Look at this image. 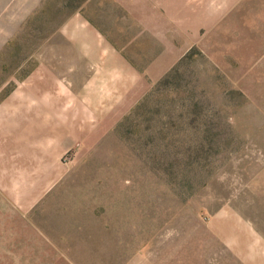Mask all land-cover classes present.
Returning a JSON list of instances; mask_svg holds the SVG:
<instances>
[{"label": "rangeland", "instance_id": "rangeland-1", "mask_svg": "<svg viewBox=\"0 0 264 264\" xmlns=\"http://www.w3.org/2000/svg\"><path fill=\"white\" fill-rule=\"evenodd\" d=\"M181 1L0 0V162L29 164L36 142L39 174L62 175L30 208L0 192V264H258L264 0ZM144 14L194 45L105 133L45 149L82 131L98 70L145 76L162 54Z\"/></svg>", "mask_w": 264, "mask_h": 264}, {"label": "crops", "instance_id": "crops-1", "mask_svg": "<svg viewBox=\"0 0 264 264\" xmlns=\"http://www.w3.org/2000/svg\"><path fill=\"white\" fill-rule=\"evenodd\" d=\"M116 1L124 6H127L131 10L130 7L136 0ZM140 1L143 3H153V0ZM175 3L177 11H179L184 4L181 0H175ZM151 10H153L150 11L151 14L155 17L156 13H154V8ZM142 17L145 18V14ZM145 19L149 21L152 33L154 30L159 32L161 36L157 35V38L163 42L160 49L157 51L162 54L152 59L149 62V65L145 68L144 74H146L145 76L147 81L145 80L143 73L136 70V68L132 65L106 66V68H102L100 71L98 70L95 74V78H101L100 82H102V78H104V81L101 83V87L94 86L95 83L89 86L87 88L86 96L82 99V101H84L89 107L84 113V119L80 122L82 131L71 135L69 133H63V135L62 133L58 134L56 139L54 138L53 143L49 144L48 142V144H44L46 145L45 149H49V147L52 149L53 146L59 150L66 149L69 148V145L72 143H76L81 139H88V135L105 133L113 126L114 123L118 121L120 116L129 111L134 103L144 95V92L150 85L149 80L158 79L167 69H170L181 58L190 46L194 45L193 42L183 34L185 32H183L184 29L180 23V19H172L175 23L174 26L170 24L172 20L165 19L161 16L157 18L159 20V24H156L151 17ZM173 30H175L178 34V39L180 40L179 45H175L170 38L172 35L167 33L169 32L173 34ZM120 85L124 86L121 87ZM145 85L147 86L145 87ZM21 116L23 117V113ZM103 118L108 119V121L104 123L102 121ZM22 124L27 125L28 120H26L25 123L23 121H19L18 125L20 126ZM62 140L65 142V145L60 146V142ZM5 146L6 145L0 149H5ZM17 153L18 152L15 149L14 154L16 155ZM39 154V145L35 142V144H31L30 146L29 156L32 159L29 164H25V166L23 164L22 166L19 165V163L6 164L0 162V192L7 195L4 190L9 191L10 193L7 192L8 195L13 198L16 204H20V206L24 209L25 207H33L38 202V199L43 197L47 192L51 191V188L62 177L61 166L59 165H57V168H54V170L51 169V171H47L46 173L40 175L38 169L39 157L45 159V156ZM42 154L44 155V153ZM9 165L10 167H8ZM27 167H29V169ZM9 168H13L14 172H19L18 177L20 180H4L5 175L10 176L11 170ZM27 173H29L30 179H26ZM5 182H8L7 188H5ZM257 256V259L254 256L251 257L249 259L250 262H255L256 260L258 264H264V254Z\"/></svg>", "mask_w": 264, "mask_h": 264}, {"label": "trees", "instance_id": "trees-1", "mask_svg": "<svg viewBox=\"0 0 264 264\" xmlns=\"http://www.w3.org/2000/svg\"><path fill=\"white\" fill-rule=\"evenodd\" d=\"M174 68V67H173ZM173 68H172V71H173ZM170 73H167L165 77H167Z\"/></svg>", "mask_w": 264, "mask_h": 264}]
</instances>
